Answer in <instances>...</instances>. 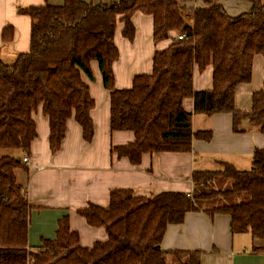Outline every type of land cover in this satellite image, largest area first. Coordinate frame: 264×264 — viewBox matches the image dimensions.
Instances as JSON below:
<instances>
[{
  "label": "trees",
  "instance_id": "1",
  "mask_svg": "<svg viewBox=\"0 0 264 264\" xmlns=\"http://www.w3.org/2000/svg\"><path fill=\"white\" fill-rule=\"evenodd\" d=\"M195 1L62 0L60 5L17 7L19 15L30 18L29 49L10 64L0 56V151L29 153L36 137L32 115L38 107L48 118L52 154L59 151L72 117L90 142L95 103L82 75L93 79L91 62L97 63L109 93L110 131L133 133L131 144L115 149L133 165L143 154L187 153L193 139H211L209 130L193 131L192 115L182 105L187 98L194 114L227 113L233 132L256 130L264 136V64L262 88L252 94L250 110H237L234 104L238 85L251 79L253 57L264 60V3L251 0L247 12L231 17L219 0H200L202 6L191 13L183 9ZM136 12L152 17L154 44L174 35L165 49L154 52L151 73L136 75L130 88L119 90L112 70L119 55L116 23H123L121 35L132 41ZM13 34L11 26L3 28L2 43L11 42ZM208 66L211 88L195 91L194 69L203 72ZM21 167L18 156L0 152V264H167L160 248L167 226L181 224L186 213L196 211L228 216L231 234L264 238V149H254L248 171L224 164L220 172H194L191 194L164 192L146 198L112 190L107 207L90 204L77 211L87 225L105 229L106 240L90 248L80 246L66 216L54 239L28 247L31 207L15 177ZM170 255L178 264H199L201 254Z\"/></svg>",
  "mask_w": 264,
  "mask_h": 264
},
{
  "label": "crops",
  "instance_id": "2",
  "mask_svg": "<svg viewBox=\"0 0 264 264\" xmlns=\"http://www.w3.org/2000/svg\"><path fill=\"white\" fill-rule=\"evenodd\" d=\"M46 2L0 0V56L5 63H12L18 54L29 49L30 18L19 15L17 7L42 6ZM98 2L95 4H107L110 0ZM219 2L231 17L245 13L251 7V0ZM201 6L200 0L182 5L188 13ZM131 22L135 29L132 41L121 35L123 23L120 21L116 23L114 34L119 55L112 70L114 86L119 90L130 88L136 75L151 73L154 52L165 49L174 35L170 33L167 39L154 44L151 16L136 12ZM9 26L14 29L13 39L3 44L1 33ZM263 64L261 55L253 57L250 81L238 85L235 90L237 110H250L252 94L262 88ZM90 69L93 79L90 81L82 75V80L88 85L95 103L90 111L93 124L91 141L85 142L81 128L72 117L66 122L59 151L52 154L48 118L38 107L32 115L36 137L31 142L29 153L15 152L22 165L15 171L16 182L22 186L31 207L27 235L29 248H39L42 240L54 239L58 223L65 216L70 230L78 234L80 246L90 248L95 242L106 240L105 229L87 225L77 211L90 204L107 207L112 190H129L133 196L146 198L164 192L190 194L194 172L208 171L204 169L206 166H216V172H220L224 164L243 171L251 167L254 149H264V136L256 130L233 132L232 116L227 113L194 114L193 101L187 98L182 105L192 115L193 131L209 130L211 139H193L191 151L187 153L143 154L139 164L133 165L115 152L117 147L133 142V133L110 131L109 93L103 87L97 63L91 62ZM192 87L195 91L211 88V66L203 72L194 69ZM24 158L26 163H23ZM229 224L230 219L225 215L210 216L201 211L186 213L183 222L167 226L162 237L160 248L165 252L166 263L167 258L173 257L170 252L198 251L201 254L199 264H264V238L252 237L250 233L231 234Z\"/></svg>",
  "mask_w": 264,
  "mask_h": 264
},
{
  "label": "rangeland",
  "instance_id": "3",
  "mask_svg": "<svg viewBox=\"0 0 264 264\" xmlns=\"http://www.w3.org/2000/svg\"><path fill=\"white\" fill-rule=\"evenodd\" d=\"M83 1H86V2H91V1H93V3L95 4V3H99L98 1L99 0H83ZM102 1H105V0H102ZM263 3H264V0H261ZM46 3H48V4H51V5H60L61 3H62V0H47V2ZM45 3V4H46ZM186 21H190L189 19H187L186 18ZM254 76H256V74L254 75ZM257 77V76H256ZM255 78V77H254ZM1 152V155H14V154H16V153H13V151H10V150H1L0 151ZM18 155H21V154H18ZM248 166V165H247ZM246 166V167H247ZM204 169H207L209 172H216V170L218 169V167H216V166H206ZM251 169V167H249V168H245V169H243V171H248V170H250ZM191 194V193H190ZM168 260H167V263L168 264H178V262L177 261H175L174 259L172 260V258H167Z\"/></svg>",
  "mask_w": 264,
  "mask_h": 264
},
{
  "label": "built area",
  "instance_id": "4",
  "mask_svg": "<svg viewBox=\"0 0 264 264\" xmlns=\"http://www.w3.org/2000/svg\"><path fill=\"white\" fill-rule=\"evenodd\" d=\"M182 38H183V36H182V35H179V36H177V39H179V40H180V39H182ZM26 162H27V159H26V158H24V159H23V163H26Z\"/></svg>",
  "mask_w": 264,
  "mask_h": 264
}]
</instances>
